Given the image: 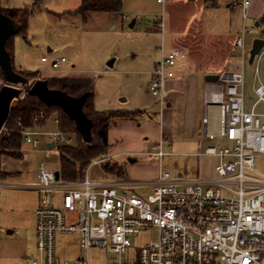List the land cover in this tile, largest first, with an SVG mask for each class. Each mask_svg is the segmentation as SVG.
Returning a JSON list of instances; mask_svg holds the SVG:
<instances>
[{"label": "built area", "instance_id": "built-area-1", "mask_svg": "<svg viewBox=\"0 0 264 264\" xmlns=\"http://www.w3.org/2000/svg\"><path fill=\"white\" fill-rule=\"evenodd\" d=\"M251 2L234 0L233 4L242 7L245 18ZM162 14L155 21L161 31ZM244 31L245 27L235 38L239 61L220 70L215 81L204 84V106L215 105L218 113L214 125L203 116L201 142L224 137L229 144L201 145L195 154L216 155V175L182 177L160 168L149 179L90 177L89 167L109 158L104 156L89 160L83 178L64 181L60 175L55 177V170L39 164L37 181L23 185L36 189L40 201L35 209L37 253L29 255L28 264H97L82 256L60 261L54 253L56 233L72 235L68 243L81 250H105L109 256L102 264H264V173L255 167L257 154H264V111H256L257 103H264V47L253 59L257 99L247 110L244 64L249 53ZM160 51L149 71L148 90L162 115L166 82L175 75L177 59L185 55V50L179 47L164 53L160 45ZM41 61H47V57L42 56ZM63 62H67L64 56L49 60L52 69ZM5 84L19 89L14 98L17 101L29 88L27 84L7 82L0 68V87ZM33 121L32 126L18 122L17 131L24 143L35 147L42 142L56 145L71 140L60 129L57 112L41 110ZM47 123L55 128L45 127ZM4 131H10L5 122L0 138ZM166 142L160 133L145 153L161 161L167 154ZM14 185L3 181L0 168V189ZM151 230L155 236L134 249L131 237Z\"/></svg>", "mask_w": 264, "mask_h": 264}, {"label": "rangeland", "instance_id": "rangeland-1", "mask_svg": "<svg viewBox=\"0 0 264 264\" xmlns=\"http://www.w3.org/2000/svg\"><path fill=\"white\" fill-rule=\"evenodd\" d=\"M9 1L7 2L10 3ZM233 1L217 0V3L212 5L209 2L204 3V0H164L162 3H157L156 0H127L126 8L131 5L137 8L148 3L146 5L152 12L140 13L126 9L123 18L114 13L100 12L93 14L86 22H81L77 17L74 19V25L65 26L57 24L55 20L53 22L43 6L29 19L26 35L29 43L21 40L18 35L13 36L14 41L20 39L13 58L16 64L21 62L24 68L41 72L42 76L61 73L63 68H66L73 70V75L86 74L93 77L95 92L93 105L96 110L145 109L138 112L140 116L134 120L117 122L111 127L107 153L101 156L113 154L109 158L122 167L124 176L132 179H149L152 178L153 172H158L161 168L170 171L174 176L213 177L216 175L214 167L218 157L211 154H195L201 148L200 143L197 145L173 139L170 132L172 113L170 110H164L162 115L158 114L159 105L156 98L146 89L148 79L143 67L147 60L153 58L154 47L160 57V45L163 52L168 53L173 49L175 38L178 40L175 48H183L185 52L187 50L188 53L196 56L195 64L209 68L212 72L236 64L239 61L240 49L235 46V38L242 32L243 27H245V46L248 53L254 38H264L262 31L264 24L259 22V18L264 15V2L252 0L244 18L242 7L233 4ZM47 2L55 11H61L73 8L79 0H48ZM30 3L31 1L24 2L21 6ZM260 10L261 12L258 13ZM162 12L164 27L161 32L158 27L153 28L148 21L151 17L159 18ZM133 18L136 22L129 26ZM48 46L52 51L47 50ZM43 54L48 59L64 56L68 66L61 65L58 69H52L49 62L40 61L39 58ZM111 57L115 58L114 64L106 68L104 64ZM181 60L178 58L177 63ZM187 61L193 60L188 57ZM71 64H74V67H71ZM254 65V62L250 63L248 60L244 64V106L247 110L257 99L254 92L256 83ZM122 97L125 100L120 101ZM16 104L17 100H13L11 106ZM256 111H264L263 102L257 103ZM143 112L145 114L141 115ZM49 128L54 129L55 125L51 124ZM3 133L7 135L5 131ZM160 133L168 142L164 144L167 154L158 161L145 152L151 150L152 145L158 141ZM66 134L71 140L57 144H75V135ZM209 144L220 146L229 144V141L224 137H215L205 140L202 146ZM21 151L24 159L16 160L11 166L23 170L22 178H3L4 182L15 185L0 189L2 226L0 255L3 263L6 264H28L29 255L35 256L37 253L34 236L36 219L33 217L34 210L30 209L32 203L36 201V193L23 185L36 182L35 176L40 162L46 169L58 168L59 154L56 146L48 147L45 142L35 147L22 143ZM2 155L7 154H4L0 147V158ZM92 158L96 157L90 159ZM102 163L103 161H100L89 167L90 177L101 179L120 176L106 172L101 168ZM3 165L5 168L8 167L2 156L1 166ZM255 167L264 173V154H257ZM13 228L12 234L6 233L8 229ZM154 236L153 230L132 236V244L136 245L133 248H138L143 241ZM71 238L73 236L68 234L55 235L54 253L60 261L82 256L93 263L102 264L108 259L109 254L105 250L95 247L87 251L81 250L77 245L68 243Z\"/></svg>", "mask_w": 264, "mask_h": 264}, {"label": "trees", "instance_id": "trees-1", "mask_svg": "<svg viewBox=\"0 0 264 264\" xmlns=\"http://www.w3.org/2000/svg\"><path fill=\"white\" fill-rule=\"evenodd\" d=\"M205 1L210 2L212 5L216 3V0ZM121 7L122 0H80L78 7L71 11V13L79 14L83 19H86L91 12H116L119 11ZM41 8L42 6L39 0H34L29 5L22 7H3L0 3L1 11L13 20L17 28L15 34H20L23 37L27 34L29 17ZM259 22L264 24V15ZM15 34L8 36L5 47L10 54L14 70L25 78L23 84L30 85L32 81L36 79L38 72L32 70H18L14 67L12 58V38ZM45 79L49 87L64 90L72 96H79L85 91L89 92L83 104V111L92 121L90 141L83 140L80 132L76 128L75 121L70 118L60 106H47L37 96L26 92L25 96L21 100H18L15 106H11L10 108L7 119L5 120V125L10 131L7 135L0 138L1 150L4 154L11 157L21 158V145L23 140L21 134L17 131L18 122L23 126H32L34 124L33 118L38 115L41 110H45L48 114L53 111L57 112L60 119V129L65 133L74 134L76 139L73 145H55L59 154L57 169L59 170L60 179L64 181L79 180L84 177L85 166L91 157H101L107 153V130L109 123L115 118L132 115L136 110H96L93 105L94 81L91 77L51 76ZM101 168L111 174H120V176H124L122 167L118 163L112 161L111 158L105 159Z\"/></svg>", "mask_w": 264, "mask_h": 264}, {"label": "crops", "instance_id": "crops-1", "mask_svg": "<svg viewBox=\"0 0 264 264\" xmlns=\"http://www.w3.org/2000/svg\"><path fill=\"white\" fill-rule=\"evenodd\" d=\"M7 1L8 0H0V3L3 7H22L21 4H23L24 2H30V1L33 2L34 0H30V1L29 0H19V2L17 0H10L9 1L10 3H8ZM39 1L41 3V6L42 7L44 6L46 8L47 14H49L48 16L51 18V20L53 22L55 20V22L57 24H60L63 26L74 25V19L77 17H79V20L81 22H86L88 20V18L92 17L93 14L100 13V12H106V11L91 12L86 17V19H83L79 14L71 13V11H73L74 9H76L78 7L80 0H79V3L76 6H74L73 8H67V9H63L61 11H55L54 8L48 6V2H47L48 0H39ZM189 1H192V0H189ZM126 2H127V0H122L121 9L119 11L110 12V13H114L116 16L123 18V12L126 9H128L130 11H134V12L138 11L140 13L152 12L150 10L149 6L146 5L148 3H146L143 6H139L137 8H134V6H132V5L129 8H126L125 7ZM263 2H264V0H263ZM204 3H208V2H206L204 0ZM216 3H217V0H216ZM141 4H143V3H141ZM262 7H263V5H262ZM249 8H250V6H249ZM263 10H264V8H263ZM36 12H39V10H37ZM36 12H34V13H36ZM260 12H261V10L258 11V13H260ZM32 15L29 17V19L32 17ZM158 19H159L158 17H156V18L151 17V19L148 21V23L153 28H156L157 25L155 24V21ZM259 19H261V17ZM132 20H134L132 23V25H134L136 22V19L133 18ZM132 20L130 21L129 26H132L131 25ZM28 24H29V20H28ZM192 24H194V23H192ZM262 31H263V29H262ZM186 34H188V33H186ZM15 35H18L21 38V40H24L25 42L28 41L27 36L23 37L20 34H15ZM185 35H183V36H185ZM19 42H20V39H17L14 41V39L12 38V58L14 57L16 45L19 44ZM177 42H178V40L175 38L173 41V48L176 47ZM27 43H29V42H27ZM47 45H50V44H47ZM154 48H153V53H154L153 58H151L150 60H147L145 67H143V69H144L143 71H145V73L147 74V79H148L147 87H146L147 90H148V82H149V78H150L148 71H149V69H151L155 65V63L159 59V54L156 53ZM47 50L50 52V51H52V48L50 46H48ZM42 56H44V54L40 56V58H39L40 61H41ZM188 57L191 58L193 61H187ZM53 58H57V57H53ZM53 58H51V59H53ZM180 58L182 60L179 63H176V66H175V75L172 78H169L166 82V88H165V99H166L165 103L166 104H165L163 111L164 110H167V111L170 110V112L172 113V119H171V125H170L171 131L170 132H172L171 135H172L174 140H181L184 142H192V143H195L197 145L200 143L202 145V142H201L202 118L204 115L207 116L210 119L211 124L214 125L216 120H214V117H213V112H214L213 108L217 109V107L215 105H208L207 107L204 106L203 91H204V84L207 82L205 80V75L206 74H214V73L217 74L219 71L218 72H212V70H210L209 68H206V67L201 66L199 64H195L196 56H193L192 54L188 53L187 50L185 52V55L183 57H180ZM49 60L50 59H48V57H47V61H45V62H49ZM114 61H115V58L111 57L105 62L104 66L106 68L112 67V65L114 64ZM41 62H43V61H41ZM13 64H14V67L18 70H30L31 69L29 66H27V67L30 69L24 68L22 66L21 62H17V64H16L14 58H13ZM61 65L64 67L68 66V62H63ZM61 65H60V67H61ZM71 67H74V64H71ZM38 74L40 75V77H43V78H47V77H51V76H56V77H78V76L91 77V76L86 75V74L73 75L74 74L73 70H68L66 68H63V71H61V73H51V74H47L46 76H42L41 72H38ZM91 78L93 79V77H91ZM123 100H125V98H123V97L120 98V101H123ZM156 102H157V100H156ZM107 110H125V109L116 108V109H107ZM143 110L145 111V109H143ZM143 110L136 109V112L132 115L125 116V117H118V118H115V120H112L109 123L108 130H107L108 143H109V133H110L111 127L113 125H115L117 122H130V121L134 120L137 116H140L138 114V112L143 111ZM126 111H129V110H126ZM130 111H132V110H130ZM149 112H151V111H149ZM177 113H179V115ZM217 113H218V109H217ZM49 125H51V123H47L45 125V127L49 128ZM176 130L178 132H176ZM22 143H24V142H22ZM48 147H50L49 144H48ZM53 147H55V145ZM112 155L113 154H109V156H112ZM2 156L4 157V163H6L8 165L7 168H5L4 165L1 166ZM2 156L0 158V168H1V171L3 173V178H5V179L22 178L21 175L23 173V170L21 168L11 166V163L14 164V163H16V160L24 159L23 153H22L21 158H14V157H11L8 155H2ZM39 164H42L44 166V164L42 162H40ZM37 172H38V166H37V171H36V176H35L36 181H37ZM157 173H158L157 171L153 172L151 174V177L156 176ZM25 188L34 190L36 193V201H35V203H32L31 208H30V209L34 210L33 211V217L35 218V209L37 208V206L40 203L39 193L34 188H31V187H25ZM1 227L2 226H1V221H0V235H1ZM13 231H14V228L8 229L6 231V233L10 235L13 233ZM34 236L36 238L35 226H34ZM28 259H29V257H28ZM0 264H6V263H3L1 255H0Z\"/></svg>", "mask_w": 264, "mask_h": 264}, {"label": "water", "instance_id": "water-1", "mask_svg": "<svg viewBox=\"0 0 264 264\" xmlns=\"http://www.w3.org/2000/svg\"><path fill=\"white\" fill-rule=\"evenodd\" d=\"M133 21L134 20H132L131 25ZM16 31L17 28L15 27L13 20L0 9V68L5 80L14 84L23 83L25 81V78L14 70L10 54L5 47V42L8 36L15 34ZM263 47L264 38H254L249 49L248 62H253L254 57ZM217 78L218 74L216 73L205 75L206 81H215ZM19 93V89L12 85L5 84L0 87V128L7 119L12 101L19 95ZM27 93L37 96L47 106H60L63 111L75 121L76 128L80 132L83 140L90 141L92 121L83 111V104L89 94L88 91L83 92L79 96H72L64 90L49 87L45 78H36L29 85ZM49 146L53 147L54 143H49ZM54 173L55 177L58 178L59 170L56 169Z\"/></svg>", "mask_w": 264, "mask_h": 264}, {"label": "bare ground", "instance_id": "bare-ground-1", "mask_svg": "<svg viewBox=\"0 0 264 264\" xmlns=\"http://www.w3.org/2000/svg\"><path fill=\"white\" fill-rule=\"evenodd\" d=\"M214 112H213V117H214V120L217 119V109L216 108H213Z\"/></svg>", "mask_w": 264, "mask_h": 264}]
</instances>
